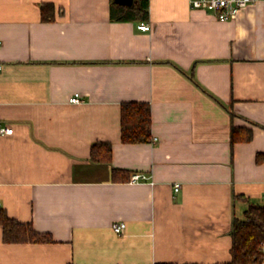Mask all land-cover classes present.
Instances as JSON below:
<instances>
[{"label": "crops", "instance_id": "1", "mask_svg": "<svg viewBox=\"0 0 264 264\" xmlns=\"http://www.w3.org/2000/svg\"><path fill=\"white\" fill-rule=\"evenodd\" d=\"M143 20H113L111 0H0V208L54 237L0 225V264H226L236 195L264 205V0L227 21L149 0ZM124 101L150 104L157 141H122ZM235 126L252 139L231 146ZM97 139L111 162L91 160Z\"/></svg>", "mask_w": 264, "mask_h": 264}, {"label": "trees", "instance_id": "2", "mask_svg": "<svg viewBox=\"0 0 264 264\" xmlns=\"http://www.w3.org/2000/svg\"><path fill=\"white\" fill-rule=\"evenodd\" d=\"M51 3H41L42 10ZM45 11V10H44ZM53 15L44 16L53 19ZM149 17V0H134L132 5L120 4L111 0V18L113 20H143ZM152 137V111L148 102L124 101L121 104V139L123 142H147ZM253 130L247 126H235L231 132V146L237 141H249ZM91 160L111 162L113 147L109 140L97 139L91 145ZM257 161L264 159V153H257ZM113 179L126 180L130 171L113 168ZM248 206L244 217H235L232 222V259L226 264H263L264 262V205L249 200L243 194ZM0 225L6 242H53L50 232L37 230L31 222L21 221L9 216L5 208H0ZM172 264V263H157Z\"/></svg>", "mask_w": 264, "mask_h": 264}, {"label": "built area", "instance_id": "3", "mask_svg": "<svg viewBox=\"0 0 264 264\" xmlns=\"http://www.w3.org/2000/svg\"><path fill=\"white\" fill-rule=\"evenodd\" d=\"M259 0H190V6L193 9H199L211 13L218 20L227 21L234 19L240 13V11L247 7L248 5L254 4ZM138 28L142 30H151L152 25L148 21H140L138 23ZM0 65V70H1ZM82 95L80 92H75L73 95L69 97V101L73 103H81ZM14 128L8 125L0 124V133H13ZM157 136H152V141H157ZM148 176L141 172L132 173L130 179L133 182L145 180ZM180 187L179 183L175 185V190H178ZM127 227V223L125 221H116L112 224L113 230L117 234H122Z\"/></svg>", "mask_w": 264, "mask_h": 264}, {"label": "water", "instance_id": "4", "mask_svg": "<svg viewBox=\"0 0 264 264\" xmlns=\"http://www.w3.org/2000/svg\"><path fill=\"white\" fill-rule=\"evenodd\" d=\"M115 1L126 5H132L134 3V0H115Z\"/></svg>", "mask_w": 264, "mask_h": 264}]
</instances>
